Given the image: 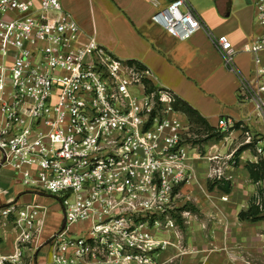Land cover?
<instances>
[{"label": "built area", "instance_id": "built-area-1", "mask_svg": "<svg viewBox=\"0 0 264 264\" xmlns=\"http://www.w3.org/2000/svg\"><path fill=\"white\" fill-rule=\"evenodd\" d=\"M150 3L151 23L179 41L203 29L186 0ZM251 4L262 32L241 51L253 56L250 98L264 116V0ZM214 44L231 67L227 36ZM151 80L148 69L84 34L60 0H0V154L24 188L60 205V226L45 243L51 264H161L170 242L156 233L177 232L175 198L193 156L182 145L189 136L174 95ZM249 89L241 83L243 94ZM233 128L224 119L216 126ZM13 212L0 208V217ZM41 213L36 205L17 212L14 252H0V264H21Z\"/></svg>", "mask_w": 264, "mask_h": 264}, {"label": "crops", "instance_id": "crops-1", "mask_svg": "<svg viewBox=\"0 0 264 264\" xmlns=\"http://www.w3.org/2000/svg\"><path fill=\"white\" fill-rule=\"evenodd\" d=\"M156 1L164 7L169 0ZM186 2L200 18L203 29L190 39L179 41L151 23L154 8L150 0H60L84 34L93 35L121 60L141 62L150 71L153 86L169 90L210 127L216 129L220 119L239 124L256 135L254 143L264 150V116L250 98V92L255 91L253 56L241 51L243 44L262 32L254 22L252 0L249 4L245 0ZM220 35L227 36L234 49L231 67L224 64L215 47L214 39ZM261 59L264 65L263 54ZM242 82L249 84V93L240 90ZM176 116L182 123L186 120L180 112L176 111ZM246 148L237 154L236 165L224 163L222 173L231 184L229 194L205 189L210 174L206 162L196 158L195 149L189 152L193 156L190 179L178 191V197L184 200L176 203L179 207L184 202L192 208L188 214L190 226L177 232L156 233L159 239L170 242L159 256L161 264L177 263L180 236L186 253L180 264H264V212L254 222L238 219V213L248 209L259 190L264 200V186L253 183L245 168L246 163L257 160L254 150L249 152ZM218 153L220 157L228 156L223 149ZM196 184L204 188L207 199L197 195ZM43 196L24 188L13 171L2 164L0 154V207L11 204L14 212L10 218H15L26 205H36L43 212L38 216L37 231L33 230L30 240L25 242L28 246L22 243L21 264H51L44 247L60 226L62 211L59 204L48 203ZM221 196L227 200H220ZM16 238L15 230L4 236L1 254H13Z\"/></svg>", "mask_w": 264, "mask_h": 264}, {"label": "rangeland", "instance_id": "rangeland-1", "mask_svg": "<svg viewBox=\"0 0 264 264\" xmlns=\"http://www.w3.org/2000/svg\"><path fill=\"white\" fill-rule=\"evenodd\" d=\"M122 61H125V62L134 61L143 66L141 62L136 61V60H129V61L122 60ZM183 124L187 128V134L189 137H185V140L182 143V145L185 147H190L191 149H195V152L197 153L196 155L199 156V160H201L202 162L203 161L206 162L205 164L206 169L209 171V173L212 176H213V173H212L213 171L218 172L219 170L221 173L223 172L222 169L224 168V163H228L233 166L236 165L238 161L237 154L241 152V149L243 147H248L246 149L249 152H252L254 150L255 154H257V149H261V150L263 149L262 147L257 148V145L254 143L256 142V139H255L256 135L252 136V134H250L249 131L240 127L239 124H234V128L229 129L227 132H219L217 129H215L213 132H209L207 134L201 124L189 121L187 118L186 120H183ZM222 149L224 150V152L228 153L227 157H223V156L220 157L218 152L219 150H222ZM215 151L217 152V154H213ZM232 162H234V164H231ZM202 168L203 167H200V169ZM222 176H223V173H222ZM205 189L207 190L206 187ZM195 191L197 195H200L201 197L205 199L208 198L207 197L208 194L205 192L204 188H199L198 186L195 189ZM43 197H44V200H46L48 203L56 202L57 204H59L58 201L53 196L44 194ZM221 197H220V200H221ZM175 200H184V198L177 196ZM183 206H184V202L182 204H179L178 209L182 208ZM186 206L189 208L188 205ZM188 208L184 211H187L188 213H190V210ZM182 212L183 211H181L180 213ZM180 213H176L173 215L176 220L177 230L178 229L186 230L190 226L188 223L189 215L182 217ZM177 217L180 218V222H177ZM15 221L16 219L10 218V215H8L6 218L0 217V244L3 242L4 236H6L8 233L14 232L15 226H16ZM81 226H83V224ZM177 239L179 242H178V248L176 250L177 252H176L175 262H177L176 264H180V262L183 261V258L186 257V253L183 249V247H185L183 246V242H182L183 237L180 236ZM25 244L26 243H24V246ZM26 246L28 245L26 244ZM44 252L46 254V257L49 256L50 248L48 246L44 247Z\"/></svg>", "mask_w": 264, "mask_h": 264}, {"label": "trees", "instance_id": "trees-1", "mask_svg": "<svg viewBox=\"0 0 264 264\" xmlns=\"http://www.w3.org/2000/svg\"><path fill=\"white\" fill-rule=\"evenodd\" d=\"M173 109L184 114L189 121L201 124L206 134L215 130V128L210 127L195 110L175 97L173 102ZM256 159L257 160L254 163H246L245 168L247 169V172L249 174V179L255 184H260L261 182H264V161L261 156L256 155ZM206 188L208 191H213L216 189L223 194H229L231 191V184L224 178H214L207 180ZM262 197V191L259 190L257 195L251 199L248 209L246 211H241L238 213V219L240 221L248 222H254L261 219V215L264 212V200ZM10 205L11 204L3 205L0 208L8 207ZM187 208L188 207L184 205L182 208L178 209V212L184 211ZM188 209L190 211L192 210V208L190 207ZM177 222H180L179 217H177Z\"/></svg>", "mask_w": 264, "mask_h": 264}, {"label": "water", "instance_id": "water-1", "mask_svg": "<svg viewBox=\"0 0 264 264\" xmlns=\"http://www.w3.org/2000/svg\"><path fill=\"white\" fill-rule=\"evenodd\" d=\"M245 2H246L247 4H249V3H250V0H245Z\"/></svg>", "mask_w": 264, "mask_h": 264}]
</instances>
